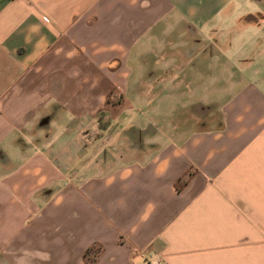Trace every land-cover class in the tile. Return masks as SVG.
<instances>
[{"label":"crops","instance_id":"crops-1","mask_svg":"<svg viewBox=\"0 0 264 264\" xmlns=\"http://www.w3.org/2000/svg\"><path fill=\"white\" fill-rule=\"evenodd\" d=\"M157 262L264 264V0H0V264Z\"/></svg>","mask_w":264,"mask_h":264},{"label":"rangeland","instance_id":"rangeland-1","mask_svg":"<svg viewBox=\"0 0 264 264\" xmlns=\"http://www.w3.org/2000/svg\"><path fill=\"white\" fill-rule=\"evenodd\" d=\"M149 98H150V101L151 103L148 104V105H155V100H154V95H149ZM156 105H170V102L169 100L166 99V97L159 99L156 103ZM145 110H141V113H138L137 111H131L128 112V115H131V116H135L139 119H141L142 117H144V112ZM148 113L147 114H150V111H147ZM102 112H100L99 114V120H98V123H99V133H98V150H102L103 148H105V139H106V136L108 134V128L107 127V112L104 111L105 114H101ZM121 113V112H120ZM145 114H146V111H145ZM120 117H121V114H120ZM121 128V127H120ZM106 150V148H105ZM104 151V150H102ZM106 155V154H104ZM105 157V156H104ZM90 160V159H89ZM87 160V162L89 161ZM60 162H64V160H60ZM86 164V163H85Z\"/></svg>","mask_w":264,"mask_h":264},{"label":"built area","instance_id":"built-area-1","mask_svg":"<svg viewBox=\"0 0 264 264\" xmlns=\"http://www.w3.org/2000/svg\"><path fill=\"white\" fill-rule=\"evenodd\" d=\"M156 264H160L159 262H157Z\"/></svg>","mask_w":264,"mask_h":264},{"label":"trees","instance_id":"trees-1","mask_svg":"<svg viewBox=\"0 0 264 264\" xmlns=\"http://www.w3.org/2000/svg\"><path fill=\"white\" fill-rule=\"evenodd\" d=\"M101 114H105L104 112H102Z\"/></svg>","mask_w":264,"mask_h":264}]
</instances>
